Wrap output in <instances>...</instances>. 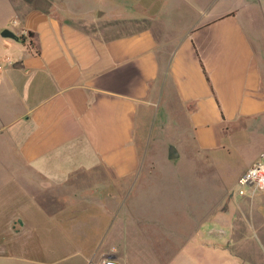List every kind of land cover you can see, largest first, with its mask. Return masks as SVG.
Wrapping results in <instances>:
<instances>
[{
    "label": "crops",
    "instance_id": "obj_1",
    "mask_svg": "<svg viewBox=\"0 0 264 264\" xmlns=\"http://www.w3.org/2000/svg\"><path fill=\"white\" fill-rule=\"evenodd\" d=\"M130 9L136 19L111 36L96 27L100 5L0 0L3 185L25 262L187 264L185 231L165 227L164 204L150 206L158 187L138 181V141L160 117L178 120L196 156H264V0ZM255 197L264 227V192Z\"/></svg>",
    "mask_w": 264,
    "mask_h": 264
},
{
    "label": "rangeland",
    "instance_id": "obj_2",
    "mask_svg": "<svg viewBox=\"0 0 264 264\" xmlns=\"http://www.w3.org/2000/svg\"><path fill=\"white\" fill-rule=\"evenodd\" d=\"M133 2L82 0L85 8L100 5L105 10L100 12V19H96V27L106 28L111 36L117 31L114 28L119 25L124 28L136 19L130 9ZM173 115L178 117V111ZM169 121L173 124L160 117L148 139L149 128H143L138 142L144 156V169L138 181L158 187L150 193V206H158L160 201L164 204L165 227L171 233L185 231L187 264H264V227H260V213L253 203L251 206L250 198L237 195V179L249 167L248 160H240L233 151L220 161L209 159L205 153L196 156L198 150L192 141L180 138L184 128L177 126L178 120ZM169 145L176 146L179 158H168ZM3 158L0 150V264H38L35 258L25 262L18 241L11 240L10 222L18 208L10 206L9 189L3 185ZM132 180L130 177L124 182ZM174 246L171 238L167 251ZM166 257H159L161 263ZM150 258V264H156V259Z\"/></svg>",
    "mask_w": 264,
    "mask_h": 264
},
{
    "label": "built area",
    "instance_id": "obj_3",
    "mask_svg": "<svg viewBox=\"0 0 264 264\" xmlns=\"http://www.w3.org/2000/svg\"><path fill=\"white\" fill-rule=\"evenodd\" d=\"M261 192H264V156L250 165L237 179V195L254 198ZM101 264H121V262L109 257Z\"/></svg>",
    "mask_w": 264,
    "mask_h": 264
},
{
    "label": "water",
    "instance_id": "obj_4",
    "mask_svg": "<svg viewBox=\"0 0 264 264\" xmlns=\"http://www.w3.org/2000/svg\"><path fill=\"white\" fill-rule=\"evenodd\" d=\"M100 15V14H99ZM1 35L3 37H7V38H16V34L13 33L11 30L9 29H5L1 32ZM180 157V153L178 151V149L176 148V146L174 145H169V149H168V158L171 160L177 159Z\"/></svg>",
    "mask_w": 264,
    "mask_h": 264
},
{
    "label": "trees",
    "instance_id": "obj_5",
    "mask_svg": "<svg viewBox=\"0 0 264 264\" xmlns=\"http://www.w3.org/2000/svg\"><path fill=\"white\" fill-rule=\"evenodd\" d=\"M29 37H30V39L33 37V33H29ZM28 47L30 48V49H33V42L31 41V40H29V42H28Z\"/></svg>",
    "mask_w": 264,
    "mask_h": 264
}]
</instances>
